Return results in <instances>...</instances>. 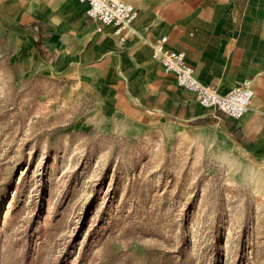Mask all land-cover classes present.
I'll return each mask as SVG.
<instances>
[{
    "label": "rangeland",
    "instance_id": "rangeland-1",
    "mask_svg": "<svg viewBox=\"0 0 264 264\" xmlns=\"http://www.w3.org/2000/svg\"><path fill=\"white\" fill-rule=\"evenodd\" d=\"M23 57L0 23V264H264V167L184 132L104 134L80 73Z\"/></svg>",
    "mask_w": 264,
    "mask_h": 264
},
{
    "label": "crops",
    "instance_id": "crops-1",
    "mask_svg": "<svg viewBox=\"0 0 264 264\" xmlns=\"http://www.w3.org/2000/svg\"><path fill=\"white\" fill-rule=\"evenodd\" d=\"M128 1L139 17L125 42L88 19L79 0H0V23L30 71L80 73L96 97L87 126L134 138L184 132L218 146L234 164L247 158L264 167V0ZM162 36L171 50L185 52L201 83L222 95L251 80L250 113L235 121L204 109L153 60L152 44ZM253 165L248 175L257 174Z\"/></svg>",
    "mask_w": 264,
    "mask_h": 264
},
{
    "label": "built area",
    "instance_id": "built-area-1",
    "mask_svg": "<svg viewBox=\"0 0 264 264\" xmlns=\"http://www.w3.org/2000/svg\"><path fill=\"white\" fill-rule=\"evenodd\" d=\"M79 1L87 6V18L111 28L113 36L120 42H125L133 34L139 11L128 0ZM168 42L167 36L153 42V60L160 63L166 74L175 77L180 88L195 94L204 109L235 121L242 120L250 113L255 97V87L251 80H245L228 94L222 95L215 87L201 83L195 68L187 61L185 52L171 50Z\"/></svg>",
    "mask_w": 264,
    "mask_h": 264
},
{
    "label": "bare ground",
    "instance_id": "bare-ground-1",
    "mask_svg": "<svg viewBox=\"0 0 264 264\" xmlns=\"http://www.w3.org/2000/svg\"><path fill=\"white\" fill-rule=\"evenodd\" d=\"M133 34H135V30L133 31Z\"/></svg>",
    "mask_w": 264,
    "mask_h": 264
}]
</instances>
